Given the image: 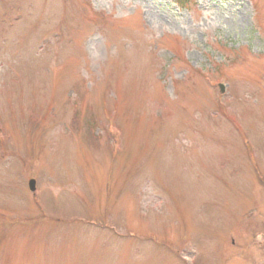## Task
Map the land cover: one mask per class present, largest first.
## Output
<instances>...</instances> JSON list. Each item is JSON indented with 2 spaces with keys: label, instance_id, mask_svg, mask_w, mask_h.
I'll use <instances>...</instances> for the list:
<instances>
[{
  "label": "rangeland",
  "instance_id": "obj_1",
  "mask_svg": "<svg viewBox=\"0 0 264 264\" xmlns=\"http://www.w3.org/2000/svg\"><path fill=\"white\" fill-rule=\"evenodd\" d=\"M0 264H264V0H0Z\"/></svg>",
  "mask_w": 264,
  "mask_h": 264
},
{
  "label": "water",
  "instance_id": "obj_2",
  "mask_svg": "<svg viewBox=\"0 0 264 264\" xmlns=\"http://www.w3.org/2000/svg\"><path fill=\"white\" fill-rule=\"evenodd\" d=\"M220 88H221V91L224 92V86L221 85ZM29 186H30L31 191H35V181L33 180L30 181Z\"/></svg>",
  "mask_w": 264,
  "mask_h": 264
}]
</instances>
